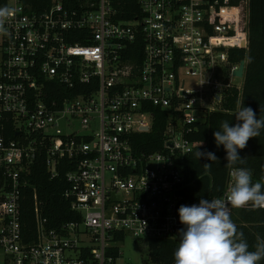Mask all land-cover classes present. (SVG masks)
<instances>
[{"label": "built area", "instance_id": "1", "mask_svg": "<svg viewBox=\"0 0 264 264\" xmlns=\"http://www.w3.org/2000/svg\"><path fill=\"white\" fill-rule=\"evenodd\" d=\"M249 5L54 0L36 11L0 0L15 9L0 33V264H136L123 260L127 237L148 252L151 239L179 245L177 161L233 91L241 99L245 73L235 75L231 53L249 48ZM156 124L162 146L139 151V135ZM43 154L52 178L64 171V197L80 215L55 229L26 179ZM232 170L212 199L226 197ZM29 190L32 240L22 227ZM240 208L229 205L230 217ZM148 255L141 264H163Z\"/></svg>", "mask_w": 264, "mask_h": 264}, {"label": "trees", "instance_id": "2", "mask_svg": "<svg viewBox=\"0 0 264 264\" xmlns=\"http://www.w3.org/2000/svg\"><path fill=\"white\" fill-rule=\"evenodd\" d=\"M53 1L26 0V3L33 10L42 11ZM249 11V48L248 50H235L231 53L233 63L247 59L241 99L239 101L238 92L233 91L224 104L225 111L211 114L193 137L202 144L201 151L212 152L216 155L218 158L216 161L197 159L195 153L198 147L191 154L178 159L177 164L185 177L181 192L183 205H198L201 198L211 200L222 195L226 189L229 171L233 168L249 169L252 173V182L264 184V128L260 130L258 137L249 139L244 149L238 150L239 155L244 158V163L237 162L235 165L227 163L226 151L223 145L219 147L216 145L213 135L215 131H222L223 121H228L230 126L237 123L235 113L242 103L245 107L252 108L257 118H264V0H250ZM132 58L135 59V56ZM163 130L164 125L156 124L153 132L140 134L138 150L147 152L159 149L162 146ZM44 159H46L45 154L26 179L37 190L42 215L48 219V227L55 229L64 222L79 220L80 215L71 209L70 201L64 197V192L68 187L64 171L61 169L60 175L52 178L44 164ZM205 163H210V167L206 169ZM26 193L27 198L22 207V227L28 240H32L36 235L33 192L29 190ZM231 219L236 224L238 233H243L249 250L254 251L258 240H264V209L253 205L249 208L236 209ZM147 242L154 261L175 264L174 252L179 246L177 243L152 239ZM258 264H264V259Z\"/></svg>", "mask_w": 264, "mask_h": 264}, {"label": "clouds", "instance_id": "3", "mask_svg": "<svg viewBox=\"0 0 264 264\" xmlns=\"http://www.w3.org/2000/svg\"><path fill=\"white\" fill-rule=\"evenodd\" d=\"M14 14V8H0V33H6L5 22ZM235 119L237 123L234 126L223 121L222 131L213 134L216 145H223L229 165L244 163L238 150L244 149L249 139L258 137L264 128V118H257L253 109L243 103L238 107ZM201 147L202 144L195 153L197 159L210 162L218 159L212 152L201 151ZM204 165L206 169L210 167V163ZM231 177L233 184L224 199L201 198L198 205L179 207V220L184 227L178 232L175 264H258L264 259V240H258L255 250L250 251L243 233H238L228 211L229 205L240 208L252 204L264 208V184L253 183L252 173L247 168H233Z\"/></svg>", "mask_w": 264, "mask_h": 264}, {"label": "rangeland", "instance_id": "4", "mask_svg": "<svg viewBox=\"0 0 264 264\" xmlns=\"http://www.w3.org/2000/svg\"><path fill=\"white\" fill-rule=\"evenodd\" d=\"M238 82H242V80ZM121 250L123 252V260L136 264H141L149 256L148 248L137 243L132 237L126 238Z\"/></svg>", "mask_w": 264, "mask_h": 264}, {"label": "water", "instance_id": "5", "mask_svg": "<svg viewBox=\"0 0 264 264\" xmlns=\"http://www.w3.org/2000/svg\"><path fill=\"white\" fill-rule=\"evenodd\" d=\"M247 66V61L244 59L241 61L240 68L235 72V75L243 77Z\"/></svg>", "mask_w": 264, "mask_h": 264}]
</instances>
